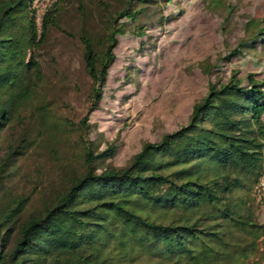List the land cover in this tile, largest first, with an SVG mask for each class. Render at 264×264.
Here are the masks:
<instances>
[{
  "label": "trees",
  "instance_id": "16d2710c",
  "mask_svg": "<svg viewBox=\"0 0 264 264\" xmlns=\"http://www.w3.org/2000/svg\"><path fill=\"white\" fill-rule=\"evenodd\" d=\"M34 1L0 0V97H8L0 103V264H264V223L251 197L264 178V80L254 75L246 85L238 72L209 81L187 122L144 143L124 168L98 172L117 147L95 153L88 147L83 170L67 176L55 193L15 189L20 160L60 126L38 93L37 52L56 26L61 0L44 13L40 32ZM158 3L126 0L105 20L99 50L82 29L83 63L92 82L82 128L99 107L117 37L125 34L118 22L135 23ZM172 20L160 16L158 24ZM19 21L25 30L16 36ZM256 44L243 42L223 60Z\"/></svg>",
  "mask_w": 264,
  "mask_h": 264
},
{
  "label": "rangeland",
  "instance_id": "374dc122",
  "mask_svg": "<svg viewBox=\"0 0 264 264\" xmlns=\"http://www.w3.org/2000/svg\"><path fill=\"white\" fill-rule=\"evenodd\" d=\"M57 1H34L39 32L44 13ZM125 1L59 3L56 26L37 56L42 73L38 93L51 105L60 126L55 137H42L43 142L20 160L21 169L13 180L16 190L36 187L55 193L67 176L83 170L88 147L93 153L109 145L117 147L112 159L98 164V172L107 166L124 168L144 143H156L187 122L209 81H226L233 72L239 73L243 85L248 75L264 80V47L260 44L264 35L258 36L264 32V0H157L135 23L118 22L124 25L125 34L117 37L115 61L99 107L89 114L88 128H82L92 92L83 63L82 29L99 50L105 20L121 11ZM160 16L173 20L159 26ZM140 29L141 38L136 36ZM24 30V22L19 21L12 33L19 36ZM251 40L259 43L256 49L223 60L239 44ZM30 55L31 50H25L24 62ZM7 99L2 95L0 103ZM260 184L264 185V179ZM255 187L251 197L259 222L264 223V189Z\"/></svg>",
  "mask_w": 264,
  "mask_h": 264
},
{
  "label": "built area",
  "instance_id": "2783aa9c",
  "mask_svg": "<svg viewBox=\"0 0 264 264\" xmlns=\"http://www.w3.org/2000/svg\"><path fill=\"white\" fill-rule=\"evenodd\" d=\"M264 178H262L259 183H258V186L255 187V189L259 190V188H261L262 190L264 189V185L263 184H260V182L263 180Z\"/></svg>",
  "mask_w": 264,
  "mask_h": 264
}]
</instances>
